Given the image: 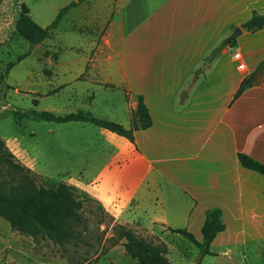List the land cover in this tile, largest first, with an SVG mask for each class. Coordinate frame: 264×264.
I'll list each match as a JSON object with an SVG mask.
<instances>
[{
	"label": "crops",
	"instance_id": "obj_1",
	"mask_svg": "<svg viewBox=\"0 0 264 264\" xmlns=\"http://www.w3.org/2000/svg\"><path fill=\"white\" fill-rule=\"evenodd\" d=\"M22 5L42 28L63 11L52 38L86 42L80 69L60 66L61 56L47 51L48 91L31 95L61 97L69 105L63 113L50 107L57 115L94 117L101 95L106 113L98 118L125 128L140 96L152 119L133 142L98 127L113 159L92 179L70 185L97 201L114 224L185 230L198 241L205 212L219 208L226 229L210 244L212 258L240 263V248L264 237V176L237 158L242 153L264 164V73H254L264 60V28L241 29L235 48L222 49L210 64L203 59L230 30L264 16V0H2L0 24L16 22ZM38 47L51 50L47 39ZM196 70L197 82L186 89ZM245 79L252 85L234 98ZM183 90L186 99L179 97ZM76 101L81 106L68 109Z\"/></svg>",
	"mask_w": 264,
	"mask_h": 264
},
{
	"label": "rangeland",
	"instance_id": "obj_2",
	"mask_svg": "<svg viewBox=\"0 0 264 264\" xmlns=\"http://www.w3.org/2000/svg\"><path fill=\"white\" fill-rule=\"evenodd\" d=\"M15 23L11 19L6 24H0V32L3 31L7 37L0 40V138L5 141L14 160L30 170L39 186L50 188L59 182L70 185L80 182V179H92L113 159L107 140L99 135L100 128L89 123L56 124L23 115L31 110L57 114L50 110L54 105L63 113L62 106L69 104L61 97L52 95L42 98L43 95L34 96L30 91L37 89L36 92L41 94L48 91L44 78L48 75L47 68H50L44 61L47 51L57 54V58L61 56L60 66L68 63L80 69L85 65L86 42L51 37L47 39L50 51L35 46L30 49L17 35ZM68 45L74 48L62 50ZM26 53L28 55L23 60L16 62ZM55 58L54 55L52 59ZM11 62H16V65L6 71L7 64ZM101 97H97L96 106L91 110L96 117H103L105 114L102 113H106ZM80 106L81 102L76 101L74 107L68 106V109L75 111ZM116 107L119 110L118 102ZM122 116L118 114L119 119ZM84 217L88 226L86 234L81 240L64 246L45 239L34 240L13 231L0 218V264H138L125 252V240L118 237L115 230L117 224L113 223L112 216L97 201L85 202ZM123 227L134 230L138 236L154 244L164 243L170 264H195L199 256L198 250L188 240L167 229ZM239 251L244 253V258L235 264H264V237H258L257 243ZM197 264L221 263H216L210 256H201Z\"/></svg>",
	"mask_w": 264,
	"mask_h": 264
},
{
	"label": "trees",
	"instance_id": "obj_3",
	"mask_svg": "<svg viewBox=\"0 0 264 264\" xmlns=\"http://www.w3.org/2000/svg\"><path fill=\"white\" fill-rule=\"evenodd\" d=\"M28 14L29 10L25 5H22L15 28L17 35L31 49L52 37V31L55 29L63 11L46 28L37 25ZM263 18L264 16L253 15L239 27L246 32L262 29V27L255 25V22ZM235 46L236 39L223 40L204 57L203 61L210 64L219 56L222 49L235 48ZM47 54L46 52L45 55ZM27 55L28 53L21 55L16 62H20ZM16 62L7 64L6 71L16 65ZM254 73L255 76L263 75L264 60L257 66ZM199 75V70L192 72V76L186 84V89L191 88L197 82ZM1 81H3V77H1ZM252 83L249 79L243 80L234 98L241 95ZM179 97L180 99L187 98L185 90L180 93ZM34 104H36V101H34ZM23 115L56 124L89 123L124 137L130 142H133L135 131L146 130L152 126V119L140 96L137 97L135 109L130 112L129 128L82 111L57 115L49 111L37 112L31 110L23 113ZM237 158L242 167L264 176V164L242 153H239ZM92 200L94 199L88 194L64 182H59L50 188L37 185L30 170L14 160V156L9 151L5 141L0 138V218L7 222L13 231L30 236L34 240L38 238L49 240L60 246L81 240L82 235L88 231L87 221L84 217V204L86 201ZM225 229L226 225L222 219V211L219 208H211L205 212L200 230L201 241L196 240L193 234L185 230L169 229V231L188 240L202 257H213L216 254L210 251V244L217 234ZM115 230L118 237L125 240L124 249L127 255L132 260H136L138 264H170L167 258L168 250L164 243L154 244L138 236L134 230L120 225L115 226Z\"/></svg>",
	"mask_w": 264,
	"mask_h": 264
},
{
	"label": "water",
	"instance_id": "obj_4",
	"mask_svg": "<svg viewBox=\"0 0 264 264\" xmlns=\"http://www.w3.org/2000/svg\"><path fill=\"white\" fill-rule=\"evenodd\" d=\"M255 25L264 28V18H263V19H259V20H257V21L255 22ZM241 33H242L241 28H240V27H235V28L231 31V33L227 36L226 41H230V40H232V39H236L237 37H239V36L241 35ZM207 67H208V65L205 64V65L201 68V71H204V69H206ZM201 256H202V255L199 254V256H198V258H197L195 264H197V261H198V259H199Z\"/></svg>",
	"mask_w": 264,
	"mask_h": 264
},
{
	"label": "built area",
	"instance_id": "obj_5",
	"mask_svg": "<svg viewBox=\"0 0 264 264\" xmlns=\"http://www.w3.org/2000/svg\"><path fill=\"white\" fill-rule=\"evenodd\" d=\"M232 59L234 62H240L242 60V56L240 55V53L238 52H235L233 55H232ZM243 65V64H242Z\"/></svg>",
	"mask_w": 264,
	"mask_h": 264
}]
</instances>
